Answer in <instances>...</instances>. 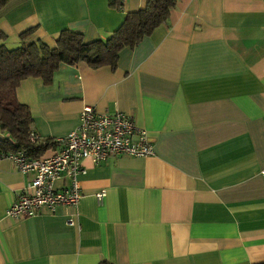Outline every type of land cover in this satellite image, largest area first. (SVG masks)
<instances>
[{
    "label": "crops",
    "instance_id": "obj_1",
    "mask_svg": "<svg viewBox=\"0 0 264 264\" xmlns=\"http://www.w3.org/2000/svg\"><path fill=\"white\" fill-rule=\"evenodd\" d=\"M113 1L11 0L0 33L11 46L31 27V40L52 47L65 28L105 39L147 4ZM17 96L41 139L77 128L89 104L133 117L153 154L85 159L78 207L30 218L7 209L33 173L1 157L0 264L264 262V0H179L169 24L124 48L115 69L62 64L50 84L24 79Z\"/></svg>",
    "mask_w": 264,
    "mask_h": 264
},
{
    "label": "trees",
    "instance_id": "obj_2",
    "mask_svg": "<svg viewBox=\"0 0 264 264\" xmlns=\"http://www.w3.org/2000/svg\"><path fill=\"white\" fill-rule=\"evenodd\" d=\"M10 1L0 0V10ZM178 2L147 0L145 7L127 12L122 24L105 39L89 41L82 31L65 28L59 32L56 46L52 47L43 40H31L36 30L31 27L19 35V45L10 46L4 41L7 36L0 33V40L4 41L0 44V155L25 150L31 158H38L57 144L54 139L31 138L33 112L17 96L24 79L38 77L50 84L62 64L79 62L93 69L104 66L115 69L124 48L137 45L162 24H169ZM112 5L121 9L124 1L115 0ZM99 264L113 263L105 260Z\"/></svg>",
    "mask_w": 264,
    "mask_h": 264
},
{
    "label": "built area",
    "instance_id": "obj_3",
    "mask_svg": "<svg viewBox=\"0 0 264 264\" xmlns=\"http://www.w3.org/2000/svg\"><path fill=\"white\" fill-rule=\"evenodd\" d=\"M37 137L33 130L31 138ZM55 141L58 149L38 158H31L25 150L0 155L11 158L22 173H33L32 180L7 209L9 217H35L43 207L52 212L62 205L78 207L83 197L79 176L85 171L83 161L87 158L99 164L113 156L153 154L148 132L130 115L101 112L89 104L82 108L79 126ZM57 179L64 180V184L58 187ZM105 195V189L96 194L100 203Z\"/></svg>",
    "mask_w": 264,
    "mask_h": 264
},
{
    "label": "rangeland",
    "instance_id": "obj_4",
    "mask_svg": "<svg viewBox=\"0 0 264 264\" xmlns=\"http://www.w3.org/2000/svg\"><path fill=\"white\" fill-rule=\"evenodd\" d=\"M11 46V45H10Z\"/></svg>",
    "mask_w": 264,
    "mask_h": 264
}]
</instances>
